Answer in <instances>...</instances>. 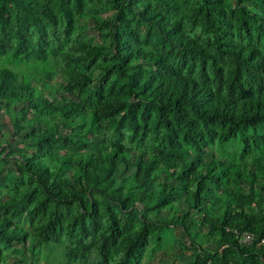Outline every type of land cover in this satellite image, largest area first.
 Returning <instances> with one entry per match:
<instances>
[{
    "label": "trees",
    "instance_id": "1",
    "mask_svg": "<svg viewBox=\"0 0 264 264\" xmlns=\"http://www.w3.org/2000/svg\"><path fill=\"white\" fill-rule=\"evenodd\" d=\"M262 240L264 0H0V264Z\"/></svg>",
    "mask_w": 264,
    "mask_h": 264
},
{
    "label": "rangeland",
    "instance_id": "2",
    "mask_svg": "<svg viewBox=\"0 0 264 264\" xmlns=\"http://www.w3.org/2000/svg\"><path fill=\"white\" fill-rule=\"evenodd\" d=\"M192 255L191 250L176 246L175 249L167 248L156 253L149 251L143 264H188Z\"/></svg>",
    "mask_w": 264,
    "mask_h": 264
},
{
    "label": "built area",
    "instance_id": "3",
    "mask_svg": "<svg viewBox=\"0 0 264 264\" xmlns=\"http://www.w3.org/2000/svg\"><path fill=\"white\" fill-rule=\"evenodd\" d=\"M242 242L250 243L254 240V235L251 233H246L241 237ZM262 243H264V240H262Z\"/></svg>",
    "mask_w": 264,
    "mask_h": 264
}]
</instances>
